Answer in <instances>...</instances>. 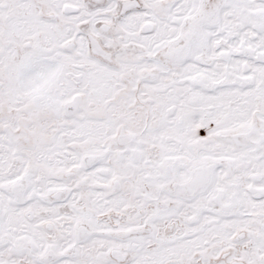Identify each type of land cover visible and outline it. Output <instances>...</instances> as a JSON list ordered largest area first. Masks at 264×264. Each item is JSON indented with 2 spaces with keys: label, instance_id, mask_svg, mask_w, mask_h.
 <instances>
[{
  "label": "snow or ice",
  "instance_id": "6c2138e0",
  "mask_svg": "<svg viewBox=\"0 0 264 264\" xmlns=\"http://www.w3.org/2000/svg\"><path fill=\"white\" fill-rule=\"evenodd\" d=\"M0 264H264V0H0Z\"/></svg>",
  "mask_w": 264,
  "mask_h": 264
}]
</instances>
